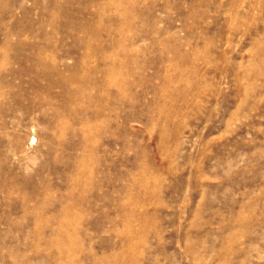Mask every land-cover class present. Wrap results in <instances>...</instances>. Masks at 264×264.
I'll return each mask as SVG.
<instances>
[{
    "label": "rangeland",
    "instance_id": "obj_1",
    "mask_svg": "<svg viewBox=\"0 0 264 264\" xmlns=\"http://www.w3.org/2000/svg\"><path fill=\"white\" fill-rule=\"evenodd\" d=\"M0 264H264V0H0Z\"/></svg>",
    "mask_w": 264,
    "mask_h": 264
},
{
    "label": "bare ground",
    "instance_id": "obj_2",
    "mask_svg": "<svg viewBox=\"0 0 264 264\" xmlns=\"http://www.w3.org/2000/svg\"><path fill=\"white\" fill-rule=\"evenodd\" d=\"M5 114V113H4ZM17 117V116H16Z\"/></svg>",
    "mask_w": 264,
    "mask_h": 264
}]
</instances>
